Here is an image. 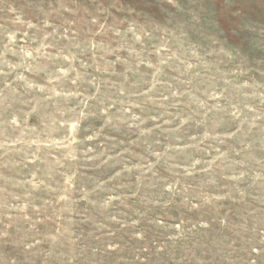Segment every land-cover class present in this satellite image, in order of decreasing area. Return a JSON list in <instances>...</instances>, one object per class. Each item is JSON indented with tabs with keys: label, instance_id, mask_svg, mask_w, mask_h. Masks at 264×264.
<instances>
[{
	"label": "rangeland",
	"instance_id": "374dc122",
	"mask_svg": "<svg viewBox=\"0 0 264 264\" xmlns=\"http://www.w3.org/2000/svg\"><path fill=\"white\" fill-rule=\"evenodd\" d=\"M0 0V264H264V0Z\"/></svg>",
	"mask_w": 264,
	"mask_h": 264
},
{
	"label": "clouds",
	"instance_id": "9594fccd",
	"mask_svg": "<svg viewBox=\"0 0 264 264\" xmlns=\"http://www.w3.org/2000/svg\"><path fill=\"white\" fill-rule=\"evenodd\" d=\"M166 2L169 4V5H176L177 9H178V5L176 4V0H166Z\"/></svg>",
	"mask_w": 264,
	"mask_h": 264
}]
</instances>
